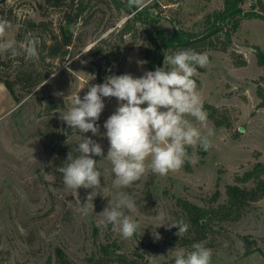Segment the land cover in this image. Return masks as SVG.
Masks as SVG:
<instances>
[{
    "label": "rangeland",
    "instance_id": "rangeland-1",
    "mask_svg": "<svg viewBox=\"0 0 264 264\" xmlns=\"http://www.w3.org/2000/svg\"><path fill=\"white\" fill-rule=\"evenodd\" d=\"M0 1H6L0 3V13L3 11V17L10 22L5 41L14 42L18 48L34 36L39 40L40 51L44 40L41 34H47L48 39L47 31L39 28L33 33L27 26L17 39L21 22L53 20L58 30L61 11L55 7L40 9L34 0ZM159 1L165 16L160 27L167 35L174 27L200 30L205 16L220 10L224 3ZM254 3L244 0L242 9L248 17L233 34L231 46L227 51L206 49L203 53L207 54L209 64L198 67L194 77L203 104L227 110L223 112L231 120L232 128L217 127L207 115V127L202 131L213 133L210 150L188 147L192 159L182 169L166 177L148 173L126 189L114 187L110 162L93 157L102 173L101 188L93 200L94 212L87 215L79 208L92 190L81 188L76 195L66 189L58 168L67 161L70 151L73 156L79 155L76 148L81 136L100 143L106 157L109 143L103 125L116 110L118 101L114 97L103 98L105 108L97 121V136L71 129L60 114L73 106L77 94L83 98L88 85L102 84L110 75L140 77L150 71L141 53L144 27L138 26V37L126 35L121 42L119 26L126 17L120 19L116 10L100 3L102 10L92 17L91 23L76 25L78 38L62 57L47 58L45 62L30 60L25 55L13 57L0 47V77L13 76L19 68L32 70L31 81L16 84L18 101L0 84V264H57L60 252L71 264H87L86 259L99 253L105 244L113 249L108 256L111 261H116V254L121 253L128 258L141 256L149 264H174L175 251L191 250L193 244L183 245L176 235L178 228L158 227V213L163 211L176 220L180 214L178 198L209 206L217 189L222 202L226 199V185L233 183L237 173L251 169L257 161L264 162V107H258L257 95L258 86L264 87V68L257 63L254 49L258 45L264 50V18ZM232 52H236V59L243 55L247 64L236 66ZM39 78L38 83L32 84ZM187 118L199 127L194 118ZM118 192L129 193L137 201V209L126 212L140 226L131 239H123L111 226H97L103 219L99 214L115 204ZM153 231L159 233V240L154 238ZM244 235L251 236L257 247L250 254H245ZM202 243L213 250L212 264H264V197L252 203L240 219L215 224Z\"/></svg>",
    "mask_w": 264,
    "mask_h": 264
},
{
    "label": "clouds",
    "instance_id": "clouds-1",
    "mask_svg": "<svg viewBox=\"0 0 264 264\" xmlns=\"http://www.w3.org/2000/svg\"><path fill=\"white\" fill-rule=\"evenodd\" d=\"M127 6L143 8L147 4L145 0H127ZM9 27L8 19L0 17V41H5ZM38 44V38L30 36L19 48L11 41H5L0 47L13 57L25 55L27 59L38 60ZM164 57L163 67L146 71L140 77L110 75L102 84L88 85L83 98L77 94L73 106L60 114V119L71 129L97 136L100 135L97 121L105 108L103 98L114 97L118 101L116 110L103 125L109 143L106 157L100 143L81 136L76 148L79 155L73 156L70 151L67 161L58 168L66 189L76 195L81 188L92 190L81 203L79 211L82 214L94 212L93 200L100 194L97 189L101 188L102 173L93 157L110 162L115 176L114 187L126 189L148 173L166 177L182 169L185 162L192 159L188 147L204 151L212 148L210 137L213 133L202 131L207 127V112L194 79L198 75L197 68L209 64L207 54L182 49ZM187 117L194 118L199 127ZM115 199L114 205H108L99 214L103 219L97 226L102 229L111 226V230L123 239H131L140 226L126 212L136 210L137 201L126 192H118ZM157 219L160 221L158 227L178 228L176 235L179 237L189 229V224L173 220L163 211L158 213ZM152 235L156 240L161 238L156 231ZM224 246L227 247V242ZM212 257L213 250L197 242L189 251H175L174 264H212Z\"/></svg>",
    "mask_w": 264,
    "mask_h": 264
},
{
    "label": "trees",
    "instance_id": "trees-1",
    "mask_svg": "<svg viewBox=\"0 0 264 264\" xmlns=\"http://www.w3.org/2000/svg\"><path fill=\"white\" fill-rule=\"evenodd\" d=\"M34 1L40 9L55 7L54 9L61 11V21L57 26L58 30L55 29L53 20L37 22L28 19L20 24L17 39L22 37L21 33L25 26H27L28 31L33 33L39 28L47 31L48 39L47 34H41V36H44V40L41 42L39 59L43 62L47 58L65 55L68 47L73 45L78 38L76 25L78 23L84 25L91 23L92 17L99 10H102L100 3H103L112 10H116L120 19L126 17L123 24L119 26L121 42L124 41L126 35L138 37L140 35L137 31L138 26L144 27L141 53L150 71H154L157 67H163L164 56L173 55L178 50L192 49L199 53H203L206 49L227 51L232 44L233 34L240 27L242 20L248 17L247 12L242 9L244 0H224L220 10L205 16L200 30L174 27L171 35H167L160 27V21L165 16L159 0H152L146 3L147 6L143 8H129L127 0H43V3L39 0ZM178 1L180 0H170L171 3ZM0 3L5 4L6 1H0ZM253 5L254 8L259 10L260 17L264 18V2L257 0ZM12 10L10 8V11ZM3 14L2 11L0 17H3ZM40 32L42 33V31ZM102 40L105 41L106 39ZM254 49L257 63L264 68V50L258 45H255ZM236 55V52L231 53L235 65L245 66L247 60L243 55L240 54L238 59L234 58ZM31 75L32 70L19 68L13 76L0 77V83H3L10 91L12 98L18 101L16 84L31 81ZM40 80V78L35 79L32 84H36ZM257 95L260 99L258 107H264L263 86H258ZM204 109L217 127L232 128L231 120L224 113H227V110H222L210 103H204ZM148 196H150V190H148ZM220 196L221 192L217 189L210 198L209 206H201L189 199L178 198L177 204L180 208V214H177L176 220H183L189 224L188 231L181 236L183 245L203 242L213 231L215 224L240 219L246 214L252 203L264 197V162L257 161L251 169L242 174L237 173L233 183L226 185V199L221 202L219 201ZM250 237L249 235L242 236L245 254H250L257 248L253 244L255 241ZM112 251L113 249L111 250L108 244L102 245L99 248V253H94L86 259L87 264H149L147 261H143L141 256L128 258L121 253L116 254L118 255L116 261H111L108 256ZM57 264L71 263L68 257L60 252L57 257Z\"/></svg>",
    "mask_w": 264,
    "mask_h": 264
},
{
    "label": "water",
    "instance_id": "water-1",
    "mask_svg": "<svg viewBox=\"0 0 264 264\" xmlns=\"http://www.w3.org/2000/svg\"><path fill=\"white\" fill-rule=\"evenodd\" d=\"M251 1L256 2L257 0H251Z\"/></svg>",
    "mask_w": 264,
    "mask_h": 264
},
{
    "label": "crops",
    "instance_id": "crops-1",
    "mask_svg": "<svg viewBox=\"0 0 264 264\" xmlns=\"http://www.w3.org/2000/svg\"><path fill=\"white\" fill-rule=\"evenodd\" d=\"M1 84V83H0Z\"/></svg>",
    "mask_w": 264,
    "mask_h": 264
}]
</instances>
